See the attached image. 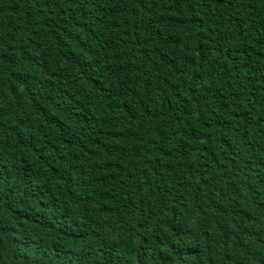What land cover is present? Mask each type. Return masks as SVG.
Segmentation results:
<instances>
[{
    "label": "trees",
    "instance_id": "16d2710c",
    "mask_svg": "<svg viewBox=\"0 0 264 264\" xmlns=\"http://www.w3.org/2000/svg\"><path fill=\"white\" fill-rule=\"evenodd\" d=\"M0 264H264V0H0Z\"/></svg>",
    "mask_w": 264,
    "mask_h": 264
}]
</instances>
